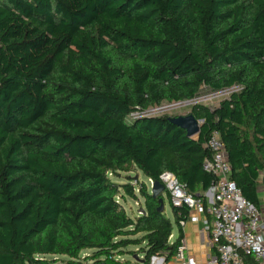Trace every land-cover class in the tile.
<instances>
[{
  "label": "trees",
  "instance_id": "16d2710c",
  "mask_svg": "<svg viewBox=\"0 0 264 264\" xmlns=\"http://www.w3.org/2000/svg\"><path fill=\"white\" fill-rule=\"evenodd\" d=\"M232 88L214 107L192 105V137L167 115L128 118ZM214 130L232 178L262 207L264 0H0V264H84L83 249L90 264H123L115 256L129 247L138 264L168 261L186 208L117 177L169 171L206 202ZM126 197L144 212L131 216Z\"/></svg>",
  "mask_w": 264,
  "mask_h": 264
},
{
  "label": "built area",
  "instance_id": "2783aa9c",
  "mask_svg": "<svg viewBox=\"0 0 264 264\" xmlns=\"http://www.w3.org/2000/svg\"><path fill=\"white\" fill-rule=\"evenodd\" d=\"M227 90L233 91V88L221 91ZM137 112L130 113L128 118L142 116L135 115ZM205 145L209 155L203 159L202 168L215 177L209 188L213 193L211 201L204 202L189 192L169 171L162 172L159 181L168 193L171 206L187 210V214L179 219V225L184 226L188 220L201 223L202 229L209 234L213 254L205 262H199L188 253L181 239L168 261L164 255H158L151 258L150 264H264V207H257L245 198L232 178V165L219 130L211 131Z\"/></svg>",
  "mask_w": 264,
  "mask_h": 264
},
{
  "label": "rangeland",
  "instance_id": "374dc122",
  "mask_svg": "<svg viewBox=\"0 0 264 264\" xmlns=\"http://www.w3.org/2000/svg\"><path fill=\"white\" fill-rule=\"evenodd\" d=\"M232 90L227 91H221V92H213V93H207V94H201L199 95L195 100L192 101H180V102H167L163 101L159 106L150 107L145 111H138L135 115H142V116H161V115H167V116H174V115H186L190 112V109L194 103H200L203 105H207L210 107H214L219 104V102L228 97ZM120 176L117 177V181L119 182H125V175H129L131 177L132 183L136 188V184L134 183L135 180L138 181H144L147 185V188L151 190V180L146 179L140 172H129L124 173L121 172L119 174ZM122 192V190H120ZM136 191V190H135ZM124 205L128 211V213L131 216H135L137 213V206L135 205L134 201L130 197H126L123 201ZM164 214L166 217H168L171 222L173 223V230L171 238L176 236L177 233V225L174 222V217L172 214L171 206L169 202L166 200L164 205ZM137 247H129L126 248V250H133L135 251L134 254L131 253H124L121 255L115 256V259L119 262H122L123 264H138L140 262V259L142 258V253H139L137 251ZM92 251L90 249H83L80 252V258L79 260L82 261L84 264H90L92 262L91 259H88L91 255ZM48 259H56V264H68L69 258L66 256L61 255H46Z\"/></svg>",
  "mask_w": 264,
  "mask_h": 264
},
{
  "label": "crops",
  "instance_id": "0c3cea01",
  "mask_svg": "<svg viewBox=\"0 0 264 264\" xmlns=\"http://www.w3.org/2000/svg\"><path fill=\"white\" fill-rule=\"evenodd\" d=\"M208 190L204 191L203 195L206 201H211L213 193ZM260 190H263L262 186ZM181 232L182 241L186 245L188 253L193 255L199 262H205L208 256L213 254L214 248L210 243L209 234L202 229L201 223L188 220L181 227ZM176 236L170 238V240L173 241Z\"/></svg>",
  "mask_w": 264,
  "mask_h": 264
},
{
  "label": "water",
  "instance_id": "95a60500",
  "mask_svg": "<svg viewBox=\"0 0 264 264\" xmlns=\"http://www.w3.org/2000/svg\"><path fill=\"white\" fill-rule=\"evenodd\" d=\"M167 120L186 131V135L189 137L195 136L198 134L200 130L201 121L196 119L191 113L186 115H174L169 116ZM164 190V185L159 180H153L151 183V190L150 193L152 196H157L160 192ZM209 192L210 189L208 190ZM159 207L158 210L161 211L164 207L162 198H159ZM138 211L140 214L144 212L142 208H139Z\"/></svg>",
  "mask_w": 264,
  "mask_h": 264
}]
</instances>
